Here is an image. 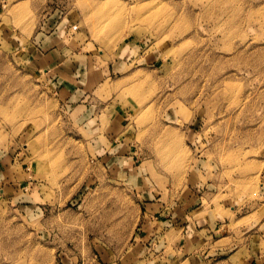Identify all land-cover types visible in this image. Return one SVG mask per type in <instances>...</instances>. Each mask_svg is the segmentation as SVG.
Listing matches in <instances>:
<instances>
[{
	"label": "rangeland",
	"instance_id": "obj_1",
	"mask_svg": "<svg viewBox=\"0 0 264 264\" xmlns=\"http://www.w3.org/2000/svg\"><path fill=\"white\" fill-rule=\"evenodd\" d=\"M51 31L109 67L82 97L88 108L74 107L79 95L61 102L30 57ZM98 112L101 129L121 115L139 155L109 192L80 188L95 160L86 119ZM196 174L216 204L264 214V0H0V264H186L169 246L127 250L130 184L182 189ZM77 194L75 231L65 223ZM252 233L229 263L199 264H264Z\"/></svg>",
	"mask_w": 264,
	"mask_h": 264
},
{
	"label": "crops",
	"instance_id": "obj_2",
	"mask_svg": "<svg viewBox=\"0 0 264 264\" xmlns=\"http://www.w3.org/2000/svg\"><path fill=\"white\" fill-rule=\"evenodd\" d=\"M124 47H121L117 54L119 60L127 57ZM30 57L43 75L54 84V93L61 102H70L76 96H80V102L74 104V107L80 110L91 106L83 102L82 97H85V92L87 93L89 89H95L101 77L109 70V67L92 65L91 60L94 57L91 53L83 52L80 42L75 37L58 31H51L48 35L39 36L33 41ZM100 115L101 112H98L95 118L89 114L86 119L87 121L94 119L89 140L93 145L95 160L82 181V185L85 186L80 188L89 190L101 185L109 192L115 187L116 179H120L121 176L132 178L139 166V155L123 134L125 125L121 115L119 113L109 115L102 129L97 123ZM34 179L35 177H30L33 187L36 183ZM189 181L182 189L173 183L159 188L147 183L131 182L130 187L135 191L132 193L137 207L135 206L136 217L133 229L129 232L127 250L133 256L155 244L176 250V258L186 264L207 263L211 260L229 263L239 250H242L243 243L237 241V237L244 231L254 232L250 234L252 240L248 243V250L252 248L251 245L256 244L257 248L262 246L264 252V214L254 220L253 216L257 210L255 208L243 215L234 205L221 201L216 204L205 187L198 182L197 174L190 177ZM260 189L264 194V185ZM91 199L92 197L88 198ZM84 200L85 196L81 198V195L77 194L74 203L70 202L76 210L69 213L66 228L77 231L83 226V213L79 209ZM109 201L111 200L107 197V202ZM38 202L33 200L34 204ZM71 220L74 223H70ZM100 242L105 245L104 242ZM106 243L113 244L108 239ZM104 248L100 247L99 250ZM261 258H264V253ZM257 260L259 259H255V262Z\"/></svg>",
	"mask_w": 264,
	"mask_h": 264
}]
</instances>
